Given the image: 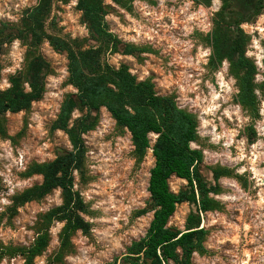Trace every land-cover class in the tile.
I'll return each mask as SVG.
<instances>
[{
	"label": "rangeland",
	"instance_id": "1",
	"mask_svg": "<svg viewBox=\"0 0 264 264\" xmlns=\"http://www.w3.org/2000/svg\"><path fill=\"white\" fill-rule=\"evenodd\" d=\"M188 1L132 0L121 6L114 0H104L109 33L125 45L148 51L124 56L104 47L103 62L115 69L127 66L139 82L149 80L158 96L174 98L180 109L197 118L199 139L191 147L203 153L202 174L219 190L218 195L210 197L220 208L202 216L201 226L209 232L206 252L195 254L193 264H264V90L260 87L264 81V6L249 18L230 20L221 15L220 0H211L209 5L200 0L207 8L215 7L201 17L202 31L194 37L193 59L185 65L179 34L183 32V3ZM38 2L0 0V23L18 24L24 11ZM77 2L54 0L52 18L56 19V27L49 33L77 41L83 49L97 46L82 22ZM160 4L165 8L158 11L177 27L166 51L137 42L134 37L138 11L146 12L147 6L157 9ZM219 23L228 34L241 30L248 39L245 55L257 68L258 113L253 116L236 101L238 81L230 73V62L224 59L216 68L211 65L212 36ZM26 50L20 41L4 47L0 90L8 89L10 77L24 69ZM39 53L51 66L44 98L27 112L8 114L6 137H0V264H25L19 256H3L5 248L30 246L42 217L62 205L60 190L41 201L24 205L19 201L26 190L43 182L41 176H26L33 164L53 161L58 154L72 150L67 135L52 130L64 99L76 93L68 85L67 57L48 43L40 46ZM82 115L77 111L72 120ZM83 139L87 148L85 175H76L74 190L87 206V214L82 217L91 225V231L88 235L76 232L70 246L61 253L64 223L55 222L50 228L49 247L34 264H109L121 257L133 241L144 237L152 221L147 189L157 136L150 135L151 149L139 162L129 132L119 128L101 109L95 129ZM214 170H228L229 175L216 182ZM186 185V181L175 177L170 180L174 193ZM144 210L147 213L140 216ZM191 210L189 204L178 206L169 225L184 230Z\"/></svg>",
	"mask_w": 264,
	"mask_h": 264
},
{
	"label": "trees",
	"instance_id": "2",
	"mask_svg": "<svg viewBox=\"0 0 264 264\" xmlns=\"http://www.w3.org/2000/svg\"><path fill=\"white\" fill-rule=\"evenodd\" d=\"M70 0H63L68 3ZM127 6L132 0H114ZM209 5L211 0H201ZM104 0H78L77 10L82 22L97 46L83 49L77 41H67L49 33L56 27L52 18L54 0H39L36 6L24 11L18 24L0 23V56L4 47L20 41L26 47L25 67L9 79V88L0 90V137H6L8 114L27 112L40 102L46 93V79L51 66L39 53L42 44L48 43L68 61V85L75 94L64 99L53 131L64 132L71 144V151H64L53 161L33 164L27 177L41 176L43 182L26 190L20 197L21 205L41 201L60 190L62 205L46 213L38 224V232L28 247L5 248L3 256L23 258L25 264H34L51 242L50 228L55 222L64 223L61 233V253L70 246L76 232L88 235L91 225L82 215L87 206L74 190L76 175L84 178L87 148L83 136L93 131L98 113L105 109L116 122L131 135L134 156L142 162L151 149L150 135L157 136L152 147L155 163L150 170L148 193L153 218L144 237L133 241L126 252L109 264H193L195 254L206 252L204 244L209 232L201 226L202 216L219 210V204L210 197L219 190L211 186L202 174L204 156L191 145L198 142V121L190 112L180 109L172 97L158 96L149 81L139 82L129 68L122 65L115 69L103 62V48L111 53L135 56L148 50L125 45L109 33L105 22ZM129 9V7H128ZM224 23L227 20L223 19ZM228 22V21H227ZM230 24V23H229ZM212 36L216 68L224 59L230 62V73L238 81L236 101L251 116L258 113L255 78L257 68L246 57L248 39L241 30L228 34L220 23ZM228 29L231 26H227ZM264 65V60H263ZM1 71V62H0ZM264 90V81L260 86ZM83 114L72 120L75 112ZM215 181L229 175L228 170H214ZM175 177L187 185L178 193L170 188ZM192 207L180 230L169 225L177 207ZM147 211L140 212L143 216Z\"/></svg>",
	"mask_w": 264,
	"mask_h": 264
},
{
	"label": "built area",
	"instance_id": "3",
	"mask_svg": "<svg viewBox=\"0 0 264 264\" xmlns=\"http://www.w3.org/2000/svg\"><path fill=\"white\" fill-rule=\"evenodd\" d=\"M183 4V10H185V14L183 11V32L179 36L183 39V58L186 59L184 64L187 65L188 60L193 59L192 54L196 44L194 37L202 31L201 17L215 5L207 8L200 0H189L188 3L184 2ZM160 8L165 7L160 4L157 9L147 6L146 12L138 11V18L135 19L134 37L137 42L143 41L153 48L166 51L170 42L175 39L177 27L175 22L170 20L168 16L161 15L158 11ZM211 15L213 16V14Z\"/></svg>",
	"mask_w": 264,
	"mask_h": 264
},
{
	"label": "flooded vegetation",
	"instance_id": "4",
	"mask_svg": "<svg viewBox=\"0 0 264 264\" xmlns=\"http://www.w3.org/2000/svg\"><path fill=\"white\" fill-rule=\"evenodd\" d=\"M222 16L232 18H249L264 6V0H220Z\"/></svg>",
	"mask_w": 264,
	"mask_h": 264
}]
</instances>
